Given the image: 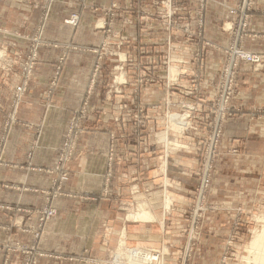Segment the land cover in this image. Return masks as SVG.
I'll return each mask as SVG.
<instances>
[{
    "label": "rangeland",
    "instance_id": "rangeland-1",
    "mask_svg": "<svg viewBox=\"0 0 264 264\" xmlns=\"http://www.w3.org/2000/svg\"><path fill=\"white\" fill-rule=\"evenodd\" d=\"M56 1L43 0L39 5L43 20L49 18ZM211 1L112 0L105 8V22L97 26L105 38L93 50V73L100 81L94 96L100 92L98 96L109 103L105 105H109L110 113L106 115L104 110L103 119L100 114L96 116L95 110L102 103L92 106L93 92L89 90L73 113L57 162L50 170L54 174L52 193H63L64 182L82 154L80 146L86 142V134L91 129L99 132L102 120L114 132L120 125L119 134L110 131L108 136L105 187L114 177L117 145L121 142L140 146L137 152H124L125 155L135 154L140 161L154 164L153 189L145 191L135 180L133 174L137 179L138 173L130 167L135 163L119 168L124 173L119 187L126 196L118 200V206L122 204L127 230L113 243L105 230L102 246L86 247L78 237L77 256H65L62 264H125L127 254L118 253L123 244L126 250L145 249L157 257H151L146 264H247L250 242L264 228V54L246 50L244 43L251 36L252 16L264 14V8L255 0L252 8L246 9L248 18L241 24L244 0H238L230 9L233 19L222 26L225 32L233 33V40L227 46L216 47L208 38L209 27L218 20ZM79 19V13H73L65 22L77 25ZM44 27L43 23L37 35L35 28L23 55L18 72L21 81L13 91L7 112V132L27 96L40 49L47 44L42 37ZM213 48L223 54L218 69L211 73ZM238 48L259 55L261 61L241 59L235 53ZM34 49L38 56L31 76H27L24 66L33 62ZM5 58L0 51V63L8 65ZM65 61V55L59 56L56 75L47 86L46 101L54 92ZM244 63H250L252 71L242 73ZM23 85L27 90L18 100L17 87ZM116 109L120 111L118 115L114 114ZM175 114L181 117L180 124L171 120ZM1 138L0 166L5 137ZM34 139L31 143L37 145ZM125 169L128 172H123ZM144 173L142 177L147 176ZM53 195L43 208L29 212L36 217L31 239L4 246L0 264H56L53 259L57 253L52 250L68 252L66 238L60 240L59 247L50 242L45 248L41 246L47 224L57 215ZM141 208L154 218L135 222L132 214Z\"/></svg>",
    "mask_w": 264,
    "mask_h": 264
},
{
    "label": "crops",
    "instance_id": "crops-1",
    "mask_svg": "<svg viewBox=\"0 0 264 264\" xmlns=\"http://www.w3.org/2000/svg\"><path fill=\"white\" fill-rule=\"evenodd\" d=\"M258 1L264 8V0ZM42 2L43 0H4L0 5V51L5 54L4 63H8H0V146L1 137H5L1 151L3 165L0 166V261L4 246L17 240L27 242L31 239V227L35 225L36 217L29 212L43 208L53 195L51 178L54 174L50 170L57 162L59 147L73 113L80 108L89 90V93L93 92L90 95L91 105L102 103L101 107L95 110L96 116L100 114L103 119L104 110L106 115L110 113L109 103L105 102L102 96H98L101 95L100 92L94 96L100 81L98 82L99 78H95L93 73V50L100 47L105 38L104 31L97 26L105 22L104 10L112 4V0H57L47 20L41 18L42 10L39 5ZM237 2L238 0L211 1L217 10L218 20L214 26L206 27L211 30L208 38L216 47L227 46L233 40V33L225 32L222 26L224 22L233 19L230 9ZM91 5L98 10L90 8ZM73 13L80 15L77 25L65 22ZM43 23L45 27L42 37L47 44L40 49L27 96L15 115V123L7 132V112L11 107L13 91L21 81L18 72L24 60L23 55L27 53L28 42L35 28L37 27V35ZM262 24L264 14L255 13L249 26L251 36L244 43L246 50L264 54ZM213 49L215 50H212L210 59L212 66L209 68L211 73L218 69L219 58L223 54L220 49ZM61 55L66 56V61L56 81L58 83L54 92L46 101L44 98L47 86L56 75L57 60ZM243 65L242 73L252 71L250 63ZM244 92L247 94V90ZM120 101H124V96H120ZM94 107L96 108V105ZM119 113L116 109L114 114ZM119 128L120 125L114 132L102 120L99 132H93L91 129L86 134V142L80 146L82 154L73 166L69 179L64 182L63 193L53 195L52 204L57 215L47 224L41 246L44 247L50 242L54 247H59L60 240L66 238L68 252L52 250L58 256L53 259L56 264L66 261L65 256H77L75 244L78 237H81L86 247L102 246L105 230L107 234H111L112 243L120 234L123 236L125 229L127 230L120 208L122 204L118 206V200L126 196L122 187H119V178L124 174L119 168L135 163L130 165L134 168L133 172L138 173L137 179V174H133L135 180L142 184L145 191L150 192L153 189L154 164L148 160L140 161L139 156L135 154L125 155L124 152H137L140 146L121 142L117 145L120 155H117L118 162L115 160L114 177L109 186L105 187L109 170L108 136L110 131L119 134ZM34 138H37V145L31 143ZM145 150L149 151L146 148ZM144 167L148 170H142ZM142 171H145L144 174L148 177H142ZM166 209L165 206L164 213ZM150 218L154 217L151 215ZM150 218L133 220L145 222ZM50 238L51 240H48Z\"/></svg>",
    "mask_w": 264,
    "mask_h": 264
},
{
    "label": "bare ground",
    "instance_id": "bare-ground-1",
    "mask_svg": "<svg viewBox=\"0 0 264 264\" xmlns=\"http://www.w3.org/2000/svg\"><path fill=\"white\" fill-rule=\"evenodd\" d=\"M180 118L178 117V115L175 114L171 117V120L173 122L174 121L179 122ZM176 122H174V124H178ZM180 122H179V124H180ZM169 204H167V206H169ZM132 216L136 219L147 220L150 218L151 214L147 210H145L144 208H141V209L137 210L136 212H134V214H132ZM248 250H249L248 253H250V254H249V256L246 257L247 264H264V228L261 232L255 233L253 239L250 242V247ZM118 251H119L118 253H123V255L127 254V255H125V257L128 259V261L125 264H131V263L146 264L147 263L146 260H148L146 258V256L149 257V254L146 253L145 250H142L139 248L138 249L134 248L133 250H126L124 244L121 245V247L118 249ZM116 255H118V254H116ZM121 257H124V256H121ZM121 259L122 258H120V260Z\"/></svg>",
    "mask_w": 264,
    "mask_h": 264
},
{
    "label": "built area",
    "instance_id": "built-area-1",
    "mask_svg": "<svg viewBox=\"0 0 264 264\" xmlns=\"http://www.w3.org/2000/svg\"><path fill=\"white\" fill-rule=\"evenodd\" d=\"M4 0H0V3H2ZM255 4V0H244L243 1V9H242V15H241V24L242 23H245L246 19L248 18V15L245 13L246 9L250 10L252 8V6ZM41 31V28L38 29V32ZM235 53L241 58V59H244L246 60L247 62H252V63H256V62H260L261 61V57L259 55H256V54H253V53H249L247 51H244L242 49H236ZM38 54H37V49H34L33 50V57H34V60L33 62H27V64L24 66L26 72H27V76H31L30 73H32L33 69H34V64H35V60L37 58ZM231 76V75H230ZM25 85V84H24ZM19 86L17 87V95H18V100H21L23 95L25 94L26 92V86ZM134 248L132 249H129V250H133ZM145 250V249H144ZM146 253L149 254V257L146 256V258L149 260L151 257V259H157V257H154L151 255L150 251H146ZM146 260V261H148ZM145 261V262H146Z\"/></svg>",
    "mask_w": 264,
    "mask_h": 264
}]
</instances>
